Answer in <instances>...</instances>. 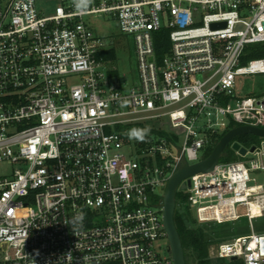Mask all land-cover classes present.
Masks as SVG:
<instances>
[{
    "label": "built area",
    "instance_id": "1",
    "mask_svg": "<svg viewBox=\"0 0 264 264\" xmlns=\"http://www.w3.org/2000/svg\"><path fill=\"white\" fill-rule=\"evenodd\" d=\"M105 15L134 43L130 85L107 55L118 37L89 18ZM257 43L264 0H0V264H175L170 177L232 123L264 127V93L236 92L239 75L264 73V57L244 59ZM137 123L143 142L127 135ZM188 179L200 222L249 220L215 257L263 264L264 140Z\"/></svg>",
    "mask_w": 264,
    "mask_h": 264
},
{
    "label": "trees",
    "instance_id": "2",
    "mask_svg": "<svg viewBox=\"0 0 264 264\" xmlns=\"http://www.w3.org/2000/svg\"><path fill=\"white\" fill-rule=\"evenodd\" d=\"M169 39L163 41H157V50L159 53L167 52L169 47ZM248 53L244 59H251L257 57H264V43L251 44L246 48ZM109 58L117 59V45L110 49L107 53ZM262 93L251 92L250 95H259ZM236 124L232 123L230 127L222 133L214 134L212 136V145L207 147L203 157H207L214 146L219 142L222 136ZM134 128L148 127L142 123H137L131 126ZM263 137L257 136L252 133L241 134L235 137L234 141L240 142L243 146L252 147L260 145ZM138 142V140H136ZM141 142V141H140ZM243 159V156L238 154L236 150L232 148V142L229 143L223 151L221 161H234ZM176 199H182L185 203L183 210L175 209V223L180 234L182 244L185 252L186 264H243L238 259L230 261H221L218 259L209 258V247L212 243H218L224 240H230L233 237L250 232V224L247 217L245 223H240L241 218L235 221L226 222H200L195 212L186 204V196L182 190H178L175 195ZM264 231V227L259 228V232ZM103 264H115L114 262H105ZM264 264V263H263Z\"/></svg>",
    "mask_w": 264,
    "mask_h": 264
},
{
    "label": "water",
    "instance_id": "3",
    "mask_svg": "<svg viewBox=\"0 0 264 264\" xmlns=\"http://www.w3.org/2000/svg\"><path fill=\"white\" fill-rule=\"evenodd\" d=\"M252 133L264 138V127L252 125H238L229 129L214 146L211 153L195 163H186L178 169L169 179L164 194L163 221L168 235L170 251L175 264H186L184 247L180 234L175 223L176 192L184 190L190 184L189 176L198 172H209L213 170L221 160L226 146L232 142V148L241 155H246L248 147L240 142L234 141L235 137L241 134ZM256 146H252L250 151H254ZM235 258V257H234Z\"/></svg>",
    "mask_w": 264,
    "mask_h": 264
},
{
    "label": "rangeland",
    "instance_id": "4",
    "mask_svg": "<svg viewBox=\"0 0 264 264\" xmlns=\"http://www.w3.org/2000/svg\"><path fill=\"white\" fill-rule=\"evenodd\" d=\"M60 0H38V8L45 11H51L52 8ZM95 25L96 32L105 37L106 39H111L114 36H117L119 43L117 44V63L115 64L119 69L121 78L127 79L129 85L137 77V70L135 64V55H134V43L133 41L124 36L119 30L118 23L115 19H111L109 16L103 17H89ZM236 92L238 95L247 96L251 92L255 93H264V73L257 74H244L237 77V86ZM126 155H130V148L128 146L122 149ZM182 199H176V209L183 210L185 208V203ZM246 218L242 217L240 223H245ZM254 227L256 231H259V228L264 227V215L253 219ZM250 231H251V227ZM166 241V240H165ZM164 241V242H165ZM219 243V242H218ZM216 243H212L209 247V258L217 259L215 257V248ZM221 261L227 262V259H218ZM196 264V263H193Z\"/></svg>",
    "mask_w": 264,
    "mask_h": 264
},
{
    "label": "clouds",
    "instance_id": "5",
    "mask_svg": "<svg viewBox=\"0 0 264 264\" xmlns=\"http://www.w3.org/2000/svg\"><path fill=\"white\" fill-rule=\"evenodd\" d=\"M92 2V0H74L75 7L78 12H83L87 10L88 5ZM151 128L144 127V128H134L130 129L127 133L129 139H134L143 142L147 136L150 134ZM84 213L81 211L77 213L74 220L77 224H82L84 219Z\"/></svg>",
    "mask_w": 264,
    "mask_h": 264
}]
</instances>
